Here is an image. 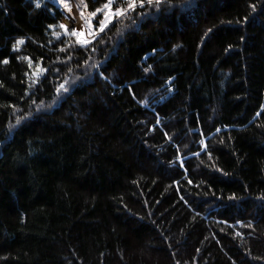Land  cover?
I'll list each match as a JSON object with an SVG mask.
<instances>
[{"label": "trees", "instance_id": "16d2710c", "mask_svg": "<svg viewBox=\"0 0 264 264\" xmlns=\"http://www.w3.org/2000/svg\"><path fill=\"white\" fill-rule=\"evenodd\" d=\"M59 25L0 0V264H264V0Z\"/></svg>", "mask_w": 264, "mask_h": 264}, {"label": "snow or ice", "instance_id": "6c2138e0", "mask_svg": "<svg viewBox=\"0 0 264 264\" xmlns=\"http://www.w3.org/2000/svg\"><path fill=\"white\" fill-rule=\"evenodd\" d=\"M127 6L123 7V6H115L114 0H105V3L102 5V7L96 8L94 11H92L90 13L89 17H85L84 16V12L81 10L80 11V16L82 19H84L86 21V25L88 28V34L92 37L91 40L89 39H81V37L84 34V29L81 28L79 30H77L75 27H73L71 29V35L75 36L77 38L76 43L84 48L87 47L89 44L92 43V40L96 39V35L98 33H103L105 31V29L108 27V25L113 23V20L116 19V22H119L120 18H123L124 16H126L128 13L133 12L136 10V8H141L143 9L145 7V5L149 6V7H154L157 11V13H159L161 5L162 4H167L168 7L170 8H176V7H188L191 4L194 3V0H187L185 5H173L171 4L170 0H125ZM56 3L59 4H64V0H56ZM37 7H40V4L37 3L36 5ZM65 7H67V5H64ZM251 7H253V9H255V6L252 5ZM68 11L71 12V8H68ZM102 15L103 19H99L97 22L99 24V28L95 30V32L93 31L92 27H91V19L93 18H97L98 16ZM140 15L142 17L147 16L148 18H151V14L147 13V12H142L140 13ZM245 20H247V17L244 18ZM74 18H73V23H74ZM114 26V25H113ZM49 27H54L53 25H49ZM59 27L61 29L64 30V32L66 34L69 33V29L68 26L61 24L59 25ZM211 31V30H209ZM57 36H59V34H57ZM23 43V41H17V44H21ZM15 50V47H14ZM93 51H95V48L92 49ZM61 51H63V49H61ZM7 60H4L3 63H7ZM85 64H87V61H85ZM93 67H98V65H93ZM69 71H71V69H69ZM145 71H148V69H145ZM99 75L103 76V73H99ZM67 85V81L65 83H61L57 88H56V92L57 94H60L61 92H67L69 91ZM32 103L35 105L36 110L39 111L42 108L45 107V104L43 101H40L39 103H36L35 100L32 101ZM262 108H264V106H261ZM14 110H15V106H13ZM32 113L29 112L27 113L25 116L22 117H17L16 118V125H20L22 121H26L29 119V117H31ZM257 115H260V113H257ZM159 122V121H157ZM9 128L14 127L11 123L8 125ZM217 131H219V129H217ZM203 143V142H202ZM205 151H207V146L205 145ZM196 155H199V153H197ZM209 158L211 159V154L209 153ZM183 161H181V166H182ZM189 183H192V181H188ZM230 199H235V196L233 195L232 197H230ZM177 264H179V262H177Z\"/></svg>", "mask_w": 264, "mask_h": 264}, {"label": "rangeland", "instance_id": "374dc122", "mask_svg": "<svg viewBox=\"0 0 264 264\" xmlns=\"http://www.w3.org/2000/svg\"><path fill=\"white\" fill-rule=\"evenodd\" d=\"M44 1H48L53 6V9H54V11L57 14L59 24L60 25L64 24V25L68 26V29H69V33L68 34H66L63 29L62 30H63L64 35L71 42H74L75 44H77L76 43L77 38L70 34L71 33V29L73 27H75L77 30H79L81 28L84 29V34L81 37V39H89V40L92 39V37L88 34V28H87V25H86V21L84 19H82L81 16H80V11L82 10L84 12V16L85 17H89L90 13L92 11H94L96 8L102 7V5L104 3L99 4V3L95 2L96 0H91L92 4H88L87 0H64V4H59L58 5L56 3V0H44ZM114 3H115V6H117V7H119V6L125 7V4H126L125 0H114ZM65 4L67 5V7L64 6ZM58 8L65 15V23H63L61 21L62 16H60V12H59ZM68 8H71V12L68 11ZM73 18H74V21H75L74 23H73ZM99 19H103V16L100 15L97 18L91 19V27H92L94 32H95L96 29L99 28V24L97 22ZM114 20H113V22H114ZM110 25H108V27ZM100 34L101 33H98L96 35V37L99 36Z\"/></svg>", "mask_w": 264, "mask_h": 264}]
</instances>
